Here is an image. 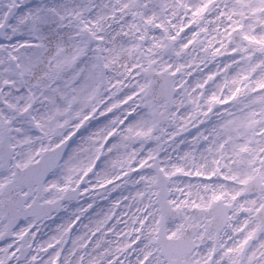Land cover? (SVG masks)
<instances>
[{
  "label": "snow or ice",
  "instance_id": "1",
  "mask_svg": "<svg viewBox=\"0 0 264 264\" xmlns=\"http://www.w3.org/2000/svg\"><path fill=\"white\" fill-rule=\"evenodd\" d=\"M0 264H264V0H0Z\"/></svg>",
  "mask_w": 264,
  "mask_h": 264
},
{
  "label": "flooded vegetation",
  "instance_id": "2",
  "mask_svg": "<svg viewBox=\"0 0 264 264\" xmlns=\"http://www.w3.org/2000/svg\"><path fill=\"white\" fill-rule=\"evenodd\" d=\"M43 227V226H42ZM44 232H48V228H44Z\"/></svg>",
  "mask_w": 264,
  "mask_h": 264
}]
</instances>
